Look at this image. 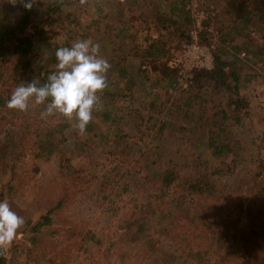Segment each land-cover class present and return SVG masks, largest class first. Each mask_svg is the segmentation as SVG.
I'll return each mask as SVG.
<instances>
[{
    "label": "rangeland",
    "instance_id": "rangeland-1",
    "mask_svg": "<svg viewBox=\"0 0 264 264\" xmlns=\"http://www.w3.org/2000/svg\"><path fill=\"white\" fill-rule=\"evenodd\" d=\"M55 1L64 11L65 28L54 24V33L45 26L51 43L70 47L90 39L111 68L100 110L84 135L75 120L42 117L45 105L30 103L27 112L0 107V201L6 199L25 220L7 264H264V26L255 22L234 40L261 64L244 61L241 77L252 80L241 84L240 94L248 108L231 107L225 92L205 93L215 97L209 109L220 105L239 119L229 132L234 152L218 159L204 144V122L195 110L185 114L183 89L171 92L165 79L163 65L188 41L189 29L172 23L177 14L164 0ZM207 1L219 14L202 41L212 53L223 47V58L230 60L234 53L221 42L231 26L225 1ZM12 2L0 0V19L17 24L25 8ZM44 21L35 17L26 34H37ZM154 40L169 52L155 61L142 57ZM33 58L32 67L56 69L43 55ZM15 60L3 70L0 92L13 89ZM49 130L63 142L40 156L38 141ZM171 162L184 174L167 199L186 198L168 218L158 210L159 187L150 179ZM215 168L223 174L210 178L214 193L204 200L188 197L191 177Z\"/></svg>",
    "mask_w": 264,
    "mask_h": 264
},
{
    "label": "trees",
    "instance_id": "trees-1",
    "mask_svg": "<svg viewBox=\"0 0 264 264\" xmlns=\"http://www.w3.org/2000/svg\"><path fill=\"white\" fill-rule=\"evenodd\" d=\"M188 1H163L166 6L171 8L172 12L177 14V20L172 23L180 25V29L184 27L189 29V26L192 25V16L186 11ZM224 1V15L228 16L227 19L231 21V26L225 28L226 32L222 35L221 42L233 51V58L225 60L223 58L226 55L225 49L219 47L217 52H213L215 56L214 68L211 70L200 69L195 71L192 85L188 89L181 90L183 96H185L183 109H185L186 116H190L192 110H195L193 114L199 118V122H204L205 127H207L204 144L212 155L218 159L227 158L234 152L232 141L229 139V132L233 122L238 123L239 119L234 114L235 111L223 108L220 105L209 109V105L214 101L215 97L208 99L205 93L210 91L209 94L211 93V95L215 96L225 92L231 107L233 106L236 110L248 108V104L240 94V87L242 83H249L252 80V76L244 75V77H241L244 69L247 68V64L245 63L246 61L244 62V60L240 59L239 53L242 49L234 45V40L236 37L242 36L249 26L255 22L264 26V0ZM38 5L34 6L31 11L24 9V15L17 24L0 19V81L6 77L3 70L8 67L11 58L13 59L16 56L15 62L11 64L12 76L14 77L12 79L13 89H11V92L8 90L0 92V107H7V101L10 99L12 92L21 83H30L35 79L40 82V85H43L47 82V77L57 70L48 69L44 66L32 67V65L36 59L33 58L34 55H43L49 62L57 64L55 52L58 48L64 46L51 43V36L47 35L44 28L48 25L54 33V24H59L61 28H65L63 25L64 11L55 0L49 4H40L37 7ZM40 16L46 18L41 29L37 34H26L27 26L34 21L35 17ZM171 21V19H165L164 22L171 23ZM36 29L38 30V27ZM69 35L72 36V33H69ZM187 39L190 40L189 37ZM168 53L160 40H154L143 50L142 57L151 58L155 61L160 57H166ZM23 58H27L24 64L22 63ZM167 62L168 58L163 65V73L169 87H174L177 73L168 68ZM55 133V130H49L38 141L41 150L40 156L42 152H48L51 155L58 150L59 144L63 141L59 140V137ZM183 174V167L175 162H171L163 171H154L151 174L150 180L159 187L156 191L159 193L158 199L160 201L158 210L165 214V217L172 218L177 213L176 211H179L183 206L184 199L186 198L184 194H178L175 197L171 196V200L167 199L168 195L170 196V190L177 187V184L182 181ZM220 174H223V172L219 168H215L212 174L191 177L192 179L188 182L189 186L186 189V193H189L187 196L192 197L197 194L200 195L202 200L208 197L207 195L210 197V194H213L215 189L210 178L213 175ZM50 222L47 221V223ZM167 256L168 254L165 253V257ZM0 264H7L6 255L0 256Z\"/></svg>",
    "mask_w": 264,
    "mask_h": 264
},
{
    "label": "clouds",
    "instance_id": "clouds-1",
    "mask_svg": "<svg viewBox=\"0 0 264 264\" xmlns=\"http://www.w3.org/2000/svg\"><path fill=\"white\" fill-rule=\"evenodd\" d=\"M44 0H13L12 5H22L31 11ZM87 0H80L85 5ZM56 71L40 85L33 79L17 86L7 101V108L27 112L30 103L45 105L42 117L60 114L84 135L93 119V112L100 110V94L107 88L109 62L100 55V45L89 40H77L70 47H60L55 52ZM25 220L14 212L9 202L0 201V256H5L16 239Z\"/></svg>",
    "mask_w": 264,
    "mask_h": 264
},
{
    "label": "built area",
    "instance_id": "built-area-1",
    "mask_svg": "<svg viewBox=\"0 0 264 264\" xmlns=\"http://www.w3.org/2000/svg\"><path fill=\"white\" fill-rule=\"evenodd\" d=\"M186 11L192 16V25L188 30L190 40L184 41L180 49L171 51L167 62L168 68L177 73L171 92L179 87L188 89L193 83L195 71L214 68L212 49L202 41V34L210 28L208 25H212L211 22L218 16L219 9L207 0H189ZM239 57L252 65L261 66L250 53L242 51Z\"/></svg>",
    "mask_w": 264,
    "mask_h": 264
}]
</instances>
